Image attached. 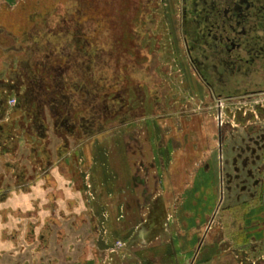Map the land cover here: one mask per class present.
<instances>
[{
    "label": "rangeland",
    "instance_id": "374dc122",
    "mask_svg": "<svg viewBox=\"0 0 264 264\" xmlns=\"http://www.w3.org/2000/svg\"><path fill=\"white\" fill-rule=\"evenodd\" d=\"M18 1L0 0V7L3 6V15H0V17H3V21L6 22L9 28L18 33L28 28L36 18L34 15L36 16L37 14H40L44 20L49 21L51 25H58L59 27L55 31H60L62 29V10L65 8L63 5L69 8L75 5L71 9H76L74 10L76 17L81 22H84L82 20L84 18L89 21L90 16L101 17V20L108 24V29L100 33V41H107L109 44L112 60L121 62L124 58L130 62L131 69L127 73L125 71L124 74L125 88H127L126 94H128L130 99V105L133 103V105L137 106L136 109L141 107L149 110L147 120H150V118L153 120L152 117H154L153 113H151L154 100L150 95V88H157L160 91L161 89L164 90L163 88L168 89V93L166 92L167 97H165V108L174 112L172 118L173 124L176 123V125H163V127H157L158 129L156 130L143 127L140 131L143 132L145 138L140 132H135L138 139V148L143 151L140 157H137L139 159L136 161L138 171L146 175L149 172H163V185L161 186L163 188V199L161 201L162 204H158L156 212L158 213L161 208L162 213H158L159 216L170 220L168 221L170 232L177 233L179 236L189 232L190 228L196 227V225L194 226L196 220H198L199 225L196 227L198 229H196L195 233H202L212 222L213 217L216 216L214 217L210 235L208 234L210 238L215 237L217 242H221V249L226 248L227 252L231 248L233 249L232 252H234L236 246L237 249L243 246L244 248L241 252L243 255L238 254V257L247 263L251 262V260L256 261V258L260 255L257 249L261 245L250 243V237L255 234L256 236L262 235L263 231L261 229L264 228V122L261 121L264 118V114H258L259 123L257 129L250 130L251 127H248V129L242 128L239 123H236L229 110L232 107L229 106L230 108L227 109V106H225V111L228 112L223 114L224 120L232 119L231 125L235 124V126L228 127L226 130L224 185L220 184L219 181L221 158L218 151L215 150L210 156L206 155L205 161L196 170L194 185L196 186L201 178L204 183L202 188L196 186V191L188 199V202H193L191 203L193 209L189 208L192 214H190L188 223L185 224L186 227H190L187 230L182 226V220L186 218L184 209L187 200L183 195L174 198L171 191L170 165H172L176 149L180 144L183 147L185 145L188 147L190 144L188 132L191 129L192 117H187V115L193 113L198 115V118L196 117L197 115L195 118L197 121L204 123L202 130L209 135L212 146H215L216 142L214 140L217 139V131H219L216 121L218 115L217 107L212 106L214 104L213 101L210 104V108L203 110L201 101L206 99V95L193 76L188 61L184 36L180 27L182 0H25L21 4L18 3L17 10H7L5 8L8 4H10V7L17 6ZM20 1L22 2V0ZM47 9L52 12L49 14L44 13ZM144 10H148L145 18L150 19L154 15V20L151 27H146V32L142 35L145 28L142 27L143 29H141L139 26L141 25L140 19L143 17ZM32 11L38 12L35 14ZM6 14H19L21 16L19 19H10L6 17ZM32 14L34 15L32 16ZM9 28L4 26L0 28V43L3 40L5 42L3 44L4 47L7 45L6 40L11 36ZM138 31L139 33L137 34ZM4 35L7 36V39ZM125 64L128 65V63ZM136 69H141L143 74H135L134 70ZM128 73L129 76L127 78ZM144 78H147V83ZM176 102H180L178 108L174 107L177 105ZM133 108L135 107L133 106ZM194 111H202V113ZM185 112H187L186 116L184 115ZM250 114L252 113H248L247 117L249 119L252 118ZM134 127H137V125L132 126L130 131H133L132 128ZM133 140L130 138L125 142L130 141L135 146L136 142ZM35 144H37V140ZM30 148L27 146L20 149L19 158L21 162L26 159L27 154L31 151ZM37 150L36 153L38 152ZM103 150L105 158L108 153L107 148ZM148 159H150L153 168L151 171L146 172L145 167L148 165ZM103 163H105V160ZM72 164L73 171L79 172L77 174L84 177V182H82L83 206L81 215L84 230L81 234L77 233L76 239L74 242L71 240L67 244V248L72 251L73 244L74 248L81 246L83 253L77 256V259L85 261L93 255L95 250L108 249L110 246L112 240H109L107 234L104 236L106 226L109 228L108 234L111 233L115 241H123L125 238L123 237L124 234L120 232L116 234L112 230L109 223L110 210L107 208L106 202H99L101 205L98 206V192L96 191L98 188L92 182L91 171L88 169H82L83 171L76 169V162L74 161ZM78 164H80V161L79 163L77 162V167ZM159 166L162 167V171H159ZM154 167L155 171L153 170ZM237 176L239 177L238 181ZM158 178L161 181L162 177L160 178L158 175ZM256 181L257 188H254L252 184ZM112 183L114 184V182ZM194 185L191 188H194ZM101 187L99 185V189ZM222 193L224 198L221 203L220 196ZM201 194L203 199L208 201L207 205L206 203L204 204L207 208L199 205ZM116 205L119 208L118 211H121L120 202H116ZM149 211L150 209L141 217V221L149 219ZM58 216L62 217V210L52 211L51 231L48 233L49 236L45 242V248L50 247L51 252V256L47 261L44 260L45 256H32V251L27 250L28 248L24 242L18 244L15 241V247H12L10 243L6 244L0 240V264H62V254L66 252V249L62 242V224L57 220ZM124 216L123 208L122 213H119L116 218L121 220ZM183 217L184 219L180 221V218ZM56 220L58 224H55ZM103 220L106 222L105 225L99 226L98 224L102 225ZM258 222H261L263 226L258 225ZM45 227H41L39 230L41 231ZM99 229L107 241L101 239L102 237H100L98 232ZM38 246L39 241H37V248ZM70 259L74 261L71 256L68 257V260ZM220 262L221 259L216 260V264ZM198 264L202 263L198 262Z\"/></svg>",
    "mask_w": 264,
    "mask_h": 264
},
{
    "label": "crops",
    "instance_id": "0c3cea01",
    "mask_svg": "<svg viewBox=\"0 0 264 264\" xmlns=\"http://www.w3.org/2000/svg\"><path fill=\"white\" fill-rule=\"evenodd\" d=\"M13 7H10V4L6 6L9 9ZM0 15H3L2 10H0ZM2 26L9 28L1 16L0 28ZM9 29L11 32V36L8 37L9 40L4 35L7 39V45L4 47L5 42L3 40L0 43V81L4 82L9 80V70L17 68L18 53H20L19 34L13 29ZM255 76L257 80L253 84V88L264 87V72H256ZM144 81L147 83V79ZM1 88L0 86V101L4 96ZM14 96L9 95V105ZM156 97L160 102L158 101L151 110L154 116L152 117L153 120L151 118L147 120L149 110L141 107L136 109L137 106L132 103L135 108L130 109V117L120 120L121 113H115L107 118L108 121L104 122L102 129H95L92 132L89 130L84 132L82 128L77 127L75 131L77 137L72 135V132L65 126L54 127L51 118L46 119V129L43 136H39L33 127L32 131L27 132L26 126H19L20 116H23V112L14 111L11 107L4 110L0 103V114L4 116L0 119V122L4 124L0 128V240L3 241L5 236L16 234L15 240L18 244L24 242L27 250L32 251V256H45L44 260L47 261L51 256L50 247L38 249L37 235L40 233L41 227L52 225V211L62 210V217H57V220L62 224V242L66 249V252L62 254V264H198V262L216 264L217 259H221L219 264H239L242 259L238 257V254L240 255L243 251V246L238 249L236 246L234 252H232V248L227 252L226 248L221 249L222 244L219 241L218 243L215 237L210 238L211 230L209 235L206 234L205 230L202 233H195L198 229L196 227L199 225L198 220L194 223V226L196 225L194 228L189 227V229L185 225L190 220V214H192L189 208L193 209L191 204L193 202H188V199L196 191V186L202 188L204 183L201 178L196 186L194 185L195 182L189 185L187 172H174L176 155L182 150L186 152L187 145L183 147L179 143L180 145L176 149L172 165H170V187L174 198L183 195L187 200L184 209L186 218L182 220V226L186 230L188 228L189 232L180 236L170 232L168 222L170 220L159 216L158 213H162L161 208L158 213L156 212L158 204H162L163 199V188L161 187L163 185V172H149L153 168L150 159L147 160L148 165L145 167L146 172H149L148 175L138 171L136 161L139 160L137 157L139 158L143 151L138 148V139L135 133L140 132L145 138L143 132L140 131L143 127L156 130L157 127H163V125H176V123L173 124L172 118L174 112L161 105L162 101L165 103L167 93L158 94ZM258 103L262 105L264 100L259 99ZM245 104L243 103L244 108H251ZM223 109L224 113L227 112L225 108ZM137 111L138 114H136ZM196 113L201 114L202 111ZM184 115L186 116L187 112ZM187 117L190 115L188 114ZM261 121L264 122V118ZM9 122H12V127L8 124ZM258 123V116H256L251 119L246 118L239 124L242 128L251 127V130L257 129ZM135 125L137 127L130 131L131 127ZM190 128L192 129V126ZM203 128L204 123L201 122L198 130ZM191 129L188 132V139L190 147L193 148L196 143L191 140ZM18 133L22 134L23 137H18ZM130 138L136 142L135 146L130 141L125 142ZM154 139L156 140V138ZM36 140L37 144H35ZM63 144L66 145V148L62 156H59L57 148ZM27 146L36 147L39 150L37 153L30 151L26 159L21 162L19 158L20 149ZM43 146L46 147V154L42 151ZM105 148H107L108 153L104 158L103 149ZM32 159H36L40 163L34 165ZM47 159L52 162L47 170L49 175L46 171H42V167L46 168L45 161ZM60 160H62V170L58 166ZM104 160L105 163H103ZM73 161L76 162V169L91 171L92 182L98 188V190L96 189L98 206L101 205L99 202H106L107 208L110 210L109 223L112 230L116 234L119 232L124 234L125 239L123 241H126L121 249L114 251H109L106 248L95 250L93 255L85 261L77 259V256L83 253L81 246L74 248L73 244L72 251L67 248V244L71 240L74 242L77 233L81 234L84 230L83 218H81L84 177L77 174L79 172L73 171ZM79 161L80 164L77 167ZM161 166H159V171H162ZM184 166V164L179 166V170ZM153 170L155 171V167ZM15 172H25L24 181L21 182ZM158 175L160 178L162 177L161 181L158 180ZM99 185L102 186L100 189ZM193 185L194 188H191ZM116 202H120L121 211H118ZM205 203L207 205L208 201L207 199L205 201L201 194L200 207L204 206ZM206 205L204 207L207 208ZM123 208L125 216L121 220H117L116 217L122 213ZM149 209V219L141 221V217ZM181 219L184 217L180 218V221ZM57 220L55 224H58ZM259 224L261 225V222H258ZM31 226L33 227L32 231ZM261 231H263L262 235L256 236L255 234L250 237V243L261 245L257 249L261 256L259 255L256 261L251 260V262L264 259V246H262L264 244V228ZM27 234H33L36 239L34 241L26 240ZM5 243L8 244L10 241ZM36 249L38 250L36 251ZM252 249L255 250L254 247ZM69 256L74 258V261L68 260Z\"/></svg>",
    "mask_w": 264,
    "mask_h": 264
},
{
    "label": "flooded vegetation",
    "instance_id": "af4514ba",
    "mask_svg": "<svg viewBox=\"0 0 264 264\" xmlns=\"http://www.w3.org/2000/svg\"><path fill=\"white\" fill-rule=\"evenodd\" d=\"M23 2H25V0L18 3L21 4ZM18 3L17 6L12 9L5 8L7 10H17L19 6ZM63 7H65L64 10H67L66 6L63 5ZM0 10H3V6L0 7ZM47 10L44 13L48 14L49 12ZM180 10V27L182 35L184 36L183 38L188 61L193 76L203 88V93L206 95V99L201 101V105L203 110H206L207 108H210V104L214 101L212 106L215 108L217 107L218 115L216 121L219 131H217V139L214 140L216 142L215 146H212L209 135L203 130H198V126L201 122L197 121L195 118L197 114H191V140L193 142L195 141L196 144L193 148L190 147L189 144L186 152H183V150L178 152L174 162V172H187L189 185L194 183L196 181L195 170H197L202 162L205 161L206 155L210 156L215 150H217L219 157L221 158L219 181L220 184L224 185V144L226 141V130L228 127L234 125H231L232 119H229L228 121L224 119L222 120L224 109L221 108L227 106V109H229V106H231L232 108L229 110L236 123H241L246 120L248 113H252L250 114L252 118L259 116L258 114H264V103L262 105L258 103L259 99L264 100V87L253 88V84L257 80L255 73L260 71L264 72V0H182V8ZM32 12L36 14L38 11ZM147 14L148 10H144L143 17L140 19L141 25L139 28H145L143 29L142 35L146 32V27H151L153 23L152 21L154 20V15H152L153 18L146 19L145 16ZM33 15L34 14H32V16ZM20 16L21 15L19 14H8L6 17L10 19H19ZM37 16H40V14H37L36 16L34 15L36 18ZM95 17L96 15L90 16L89 21L85 18L86 22H84V24L92 25ZM23 31L24 30L21 32ZM90 31L92 37H94L95 31L93 32L92 28ZM138 33L139 31L137 34ZM40 36L41 35H39V38H41ZM96 38L97 37H94V39ZM33 39L34 35L30 37L31 45H28L30 57L23 60L24 57L20 54L23 52L21 51L18 53L17 68H11L9 70V80L7 82L0 81V86L2 87L1 92L4 95L0 103L4 110H6L5 108L7 107H11L14 111L19 110L23 112V116H20L21 118L19 117V126H26L27 129L25 130L27 132L32 131L33 127L39 136H43L46 129V119L51 118L54 127H57L58 125L65 126L72 132V135L77 137L75 133L77 127L82 128L84 132H87L88 130L92 132L95 129L103 128L104 122L98 119L100 116L98 114L100 107L104 108L105 111L103 114H105L106 119L109 116H113L115 113H121L122 116H120V120L130 117L129 112L133 106L130 105V99L128 98V94H126L127 88H125L126 81L124 79L125 71L127 73L131 69L129 61H126L123 58L119 64L124 65L125 63H128V65L125 64L124 67L120 69L115 65L109 66L112 75L119 76L118 81L113 78L116 83L111 89L112 92H110L111 90H106L105 95L107 94V98H105L104 95L101 96L102 99L99 100L98 94L92 97L93 99L91 103L94 112V116H92L94 118L92 121L93 123L86 124L85 121L77 122L74 118L75 121H73L72 111L68 110L66 107L73 105V101H76V98L74 95L62 93V89L64 88L63 85L66 83L70 75L68 72L65 73L66 69L63 66L61 69H56L57 73L55 74L54 81L59 84L55 85L56 89L53 91L57 90V88L61 89L58 94H56L57 92H52L46 85L48 75L45 77V74H40L39 72L37 73L34 71L36 68L34 64L36 62L39 61V65L44 71L48 70L49 62L40 61V58H37L40 56L35 50ZM40 40L38 41L39 44H41ZM19 46H21L20 43ZM37 48L39 49V45ZM65 49L68 48L65 47L64 51ZM71 55V61L73 60L76 63V57L73 53H71ZM20 63L21 65H19ZM69 64L71 65L73 63L70 62ZM70 68H72V66H70ZM134 71L135 74H143L141 69H136ZM128 76L129 73L127 78ZM145 79L147 78H144V80ZM163 89L164 90L161 89L160 91L157 90V88H150L149 92L154 100L153 107L154 105L156 106L159 101L156 95L161 94L162 92L164 95V93L168 91L167 88ZM96 92H98V90ZM11 94L15 96L10 100L9 105L8 97ZM90 100L91 98L89 101ZM11 101L14 102L11 103ZM100 103H102V105ZM243 103H246V106H251V108H244ZM252 103H255V105H252ZM176 104L177 105L174 107L178 108L180 102H176ZM62 105L66 107V112H63L61 109ZM161 105L162 107H165L164 101L161 102ZM74 107H72V110ZM199 108L201 107L199 106ZM245 109L248 110V112H246ZM136 114H138V111ZM136 114L135 116H138ZM2 117L4 116L0 114V119ZM196 117L198 118V115ZM8 124H10L11 127L13 126L12 122H9ZM3 125L4 124L0 122V128ZM18 135L20 138L23 137L22 134L18 133ZM65 148L66 145L64 144L57 148L59 156H62ZM37 149L38 148L32 147L31 151L36 152ZM42 151L46 154L45 146L42 147ZM32 160L34 161V165L40 163L36 159V162L34 159ZM185 160L187 161L185 162ZM51 163L52 162L47 159L45 161L46 168L42 167V171H46L48 175L49 171L47 170L49 169V166H51ZM182 164L185 166L179 170L178 167L182 166ZM58 166L59 169L62 170V160L59 161ZM15 173L21 182L24 181L25 172ZM238 180L239 177L237 178V181ZM237 181L235 182L237 183ZM252 185L254 188H257V181L255 183L253 182ZM223 198L224 194L222 193L220 196L221 203ZM214 217L212 222L205 229L206 234H208L213 228L212 224ZM30 228L32 231L33 227L31 226ZM50 231L51 228L46 226L45 229L41 230L37 235V239L33 234H27L26 240L34 241L36 239V243L39 241L38 249L39 247H41L40 249H45V242L48 239V233H50ZM16 236V234L5 236L3 241H10L11 246L15 247L14 242L16 241ZM239 264H264V259L248 263L243 262L242 260Z\"/></svg>",
    "mask_w": 264,
    "mask_h": 264
},
{
    "label": "trees",
    "instance_id": "16d2710c",
    "mask_svg": "<svg viewBox=\"0 0 264 264\" xmlns=\"http://www.w3.org/2000/svg\"><path fill=\"white\" fill-rule=\"evenodd\" d=\"M74 6L70 8L67 6V10H63L62 29L60 31H55L59 27L58 25H51L43 17L37 16L32 24L28 28L23 29L24 31L18 35V41L21 45L19 50L23 52L20 53L24 57L23 60L28 59L30 57L28 48V45H31L30 37L34 35L33 43L36 52L40 56L37 58H40V61L49 62L48 70L44 71L39 65V61H35L34 65L36 68L34 71L45 74V77L48 75L47 87L52 92H57L56 94H58L61 88L53 91L56 89L55 85L59 84L54 81L55 74L57 73L56 69H61L62 66L65 67V73L68 72L70 76L63 85L62 93L74 95L76 98V101H73V105L66 107L72 111V119H76L77 122L85 121L86 124H92L94 120L92 117L94 116L91 103L92 97L98 94L100 100L101 96L105 95L106 90L110 91L116 83L113 78L118 81L119 76H113L109 66L115 65L123 68L124 65L118 64L121 63L118 60H112L109 44L107 41H100V33L108 29V24L104 20H101V17L96 16L97 18L95 17L92 25H85V18L82 19L84 22H81L76 17V12L74 11L76 9H71ZM47 11L49 13L52 12L50 10ZM90 27L93 29V32L95 31L94 37H97L96 39L92 37ZM39 35H41V38H39ZM39 40L41 44H39ZM38 45L39 49L37 48ZM65 47L68 48L65 49L66 52L64 51ZM111 52L113 53V51ZM71 53L76 57V63L73 60L71 61ZM70 62L73 64L70 65ZM96 89L98 92H96ZM104 97L107 98V94ZM90 98L91 100L89 101ZM100 104L102 105V103ZM66 107L62 105L61 109L63 112L67 111ZM72 107H74L73 110ZM104 111V108L100 107L98 112L100 115L98 119L103 122H105ZM74 119L73 121H75Z\"/></svg>",
    "mask_w": 264,
    "mask_h": 264
},
{
    "label": "built area",
    "instance_id": "2783aa9c",
    "mask_svg": "<svg viewBox=\"0 0 264 264\" xmlns=\"http://www.w3.org/2000/svg\"><path fill=\"white\" fill-rule=\"evenodd\" d=\"M14 101H11V103H13ZM221 117V116H220ZM220 119V118H219ZM224 119V115H222V120ZM109 216V215H108ZM107 216V217H108ZM105 221L103 220L102 221V225H100V224H98L99 226H103V225H105ZM107 225V224H106ZM108 228V226H106V228H105V230H104V236H106V234L108 235V238H109V240L111 239L112 240V242H111V244H110V246L108 247V250L109 251H114V250H117V249H121L122 247H124V245H125V242L124 241H121V240H117V241H115V239H113V237H112V234L111 233H109L108 234V230H109V228ZM99 234H100V237H102L101 239L104 241V240H106L105 239V237L104 236H102V233H101V230L99 229ZM110 232H111V230H110ZM107 241V240H106Z\"/></svg>",
    "mask_w": 264,
    "mask_h": 264
}]
</instances>
